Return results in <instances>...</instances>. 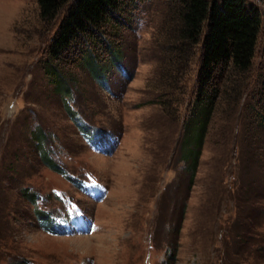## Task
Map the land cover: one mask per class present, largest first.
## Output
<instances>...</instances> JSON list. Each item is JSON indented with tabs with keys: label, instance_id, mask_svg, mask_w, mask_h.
Segmentation results:
<instances>
[{
	"label": "rangeland",
	"instance_id": "374dc122",
	"mask_svg": "<svg viewBox=\"0 0 264 264\" xmlns=\"http://www.w3.org/2000/svg\"><path fill=\"white\" fill-rule=\"evenodd\" d=\"M178 5L122 0L53 59L63 9L44 24L0 0V264H264L263 27L216 83L189 178L200 44L171 59Z\"/></svg>",
	"mask_w": 264,
	"mask_h": 264
},
{
	"label": "trees",
	"instance_id": "16d2710c",
	"mask_svg": "<svg viewBox=\"0 0 264 264\" xmlns=\"http://www.w3.org/2000/svg\"><path fill=\"white\" fill-rule=\"evenodd\" d=\"M176 8L177 31L169 46L171 59L181 61V53L199 43L198 67L195 80L194 114L200 117L195 147L190 153L182 151V159L193 168L209 116L218 79L227 70L244 71L251 64L257 33L262 25L264 49V12L247 4L246 0H178ZM38 18L44 24L52 22L59 10L62 16L50 38L47 52L53 59L60 58L74 42L94 34L109 17H113L122 0H36ZM203 35V36H202ZM201 36V39H200ZM174 44V45H173ZM48 56L50 60L51 58ZM51 65V64H49ZM183 65V64H182ZM178 67H175V71ZM229 74H227L228 76ZM196 108V110H195ZM199 116V117H198ZM259 116V120H260ZM264 126V119L261 118ZM190 122L186 120L182 142L189 139ZM189 123V124H188ZM38 143V141H36ZM47 165L55 168L51 160L42 156Z\"/></svg>",
	"mask_w": 264,
	"mask_h": 264
}]
</instances>
